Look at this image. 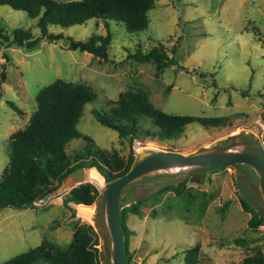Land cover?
<instances>
[{"label": "rangeland", "instance_id": "374dc122", "mask_svg": "<svg viewBox=\"0 0 264 264\" xmlns=\"http://www.w3.org/2000/svg\"><path fill=\"white\" fill-rule=\"evenodd\" d=\"M149 20L148 29L140 34H129L122 25L111 24L107 29L102 21L51 28V33L76 41L109 40L107 59L72 51L64 41L45 40L34 51L0 45V180L9 166L11 135L29 125L38 93L57 80L83 84L96 92L97 100L86 107L78 130L91 138L96 153L116 154L125 164L132 150L136 164L142 152L190 156L219 148L237 133L253 134L264 145V0H157ZM35 27L36 21L24 12L0 7V28L5 33L24 28L38 36ZM175 46L178 65L163 71L154 62L136 58L154 49L172 58ZM129 93L147 95L166 113L218 118L222 124L217 128L193 124L178 139L160 142L145 136L157 130L146 121L140 140L121 141L117 132L97 122L94 111H108L110 102ZM87 149L83 139L70 143L71 168L90 161ZM241 167L256 186V172ZM84 170V183L71 177L40 205L0 213V264L46 242L72 249L75 227L82 225L94 229L99 264H113L112 238L102 221V191L108 183L97 169ZM238 170L233 166L208 173L198 184H170L148 197L143 189L160 173L125 188L120 205L130 233V264H185L194 247L200 248L199 264H241L258 251L264 254V223L249 226L257 212L244 209L240 202ZM90 172L100 176L103 187L89 179ZM88 183L100 192L92 207L64 206L72 190ZM180 185L181 196H177L175 187ZM226 202L230 205L222 215L219 211ZM134 205L141 215L130 212Z\"/></svg>", "mask_w": 264, "mask_h": 264}, {"label": "trees", "instance_id": "16d2710c", "mask_svg": "<svg viewBox=\"0 0 264 264\" xmlns=\"http://www.w3.org/2000/svg\"><path fill=\"white\" fill-rule=\"evenodd\" d=\"M156 5L157 0H0V7L24 12L30 20L36 21L35 28L39 31L38 36L32 29L24 28L7 34L0 28V45L6 48L15 45L24 51H34L42 41H64L72 51L87 52L107 59L109 40L76 41L63 34L51 33V28L69 29L87 25L90 21H102L107 29H110L111 24L122 25L129 34H140L148 29L149 13ZM176 52L177 46L171 58L162 49H154L147 54H138L136 58L146 63L154 62L158 70L163 71L178 65ZM96 100L97 94L92 88L64 80H57L38 93L37 110L29 125L10 137L9 166L0 180V213L8 208L25 210L34 207L35 202L50 195L80 168L97 169L107 183L114 182L133 169L136 165L133 150L125 164L116 154L110 155L105 150L96 153L92 149L91 138L79 132L78 125L86 107ZM10 105L15 109L12 103ZM94 117L102 126L117 132L121 141L129 138L132 142L142 138V126L146 121H151L157 130L147 131L145 136L160 142L178 139L193 124L205 128H217L222 124L218 118L166 113L156 108L147 95L140 93H129L117 102H110L108 111L95 110ZM78 139L87 143L90 161L71 168L67 148ZM235 167L249 177L241 166ZM181 188L182 185L175 187L177 196H181ZM99 196L97 187L88 183L72 190L65 198L64 206L75 204L92 207ZM240 202L244 209L252 208L242 198ZM229 205L230 202H226L220 214L224 215ZM129 210L135 215H141L137 205ZM256 214L257 218L249 222L250 227L257 228L264 223V218ZM120 224L124 235L125 264H130L133 258L129 251L130 233L125 227L122 205ZM75 229L77 232L72 249L46 242L5 264H99L96 249L98 242L94 241L93 227L82 225ZM199 252V247L189 249L185 264H199ZM241 264H264V254L258 251L255 256L245 258Z\"/></svg>", "mask_w": 264, "mask_h": 264}, {"label": "water", "instance_id": "95a60500", "mask_svg": "<svg viewBox=\"0 0 264 264\" xmlns=\"http://www.w3.org/2000/svg\"><path fill=\"white\" fill-rule=\"evenodd\" d=\"M233 166H248L256 172V186L241 170L236 173V183L241 198L264 218V145L255 135L233 134L221 147L190 156L142 152L128 174L106 184L102 191V221L112 238L113 264H125L124 235L120 224V203L125 188L152 174L167 176L165 181L149 189L145 195L148 197L170 184L179 185L185 181L198 184L206 174ZM71 177L84 183L85 170L80 168Z\"/></svg>", "mask_w": 264, "mask_h": 264}, {"label": "flooded vegetation", "instance_id": "af4514ba", "mask_svg": "<svg viewBox=\"0 0 264 264\" xmlns=\"http://www.w3.org/2000/svg\"><path fill=\"white\" fill-rule=\"evenodd\" d=\"M168 177L163 175V174H157V175H153L151 181L147 184V187H145L143 189L144 193L147 194V192L149 191V189L151 187H153L154 185L161 183L163 181H165Z\"/></svg>", "mask_w": 264, "mask_h": 264}, {"label": "bare ground", "instance_id": "6f19581e", "mask_svg": "<svg viewBox=\"0 0 264 264\" xmlns=\"http://www.w3.org/2000/svg\"><path fill=\"white\" fill-rule=\"evenodd\" d=\"M87 175H88V173H87ZM89 179H91L93 182H95L99 187H103L101 184L102 181H101L100 176L98 174L90 172L89 173Z\"/></svg>", "mask_w": 264, "mask_h": 264}, {"label": "built area", "instance_id": "2783aa9c", "mask_svg": "<svg viewBox=\"0 0 264 264\" xmlns=\"http://www.w3.org/2000/svg\"><path fill=\"white\" fill-rule=\"evenodd\" d=\"M136 144V147L137 148H140V143H135ZM42 200V199H41ZM40 200V201H41ZM41 202H43V201H41ZM41 203L38 201V202H35V204L34 205H40Z\"/></svg>", "mask_w": 264, "mask_h": 264}]
</instances>
